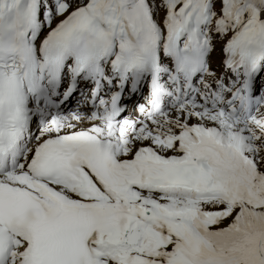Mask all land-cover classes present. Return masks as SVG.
Instances as JSON below:
<instances>
[{
	"label": "snow or ice",
	"instance_id": "6c2138e0",
	"mask_svg": "<svg viewBox=\"0 0 264 264\" xmlns=\"http://www.w3.org/2000/svg\"><path fill=\"white\" fill-rule=\"evenodd\" d=\"M0 264H264V0H0Z\"/></svg>",
	"mask_w": 264,
	"mask_h": 264
}]
</instances>
